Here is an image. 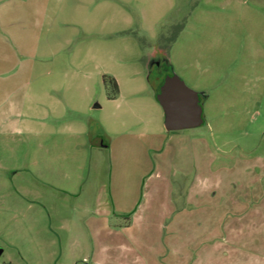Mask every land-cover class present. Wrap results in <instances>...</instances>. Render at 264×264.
Instances as JSON below:
<instances>
[{
    "label": "rangeland",
    "instance_id": "obj_1",
    "mask_svg": "<svg viewBox=\"0 0 264 264\" xmlns=\"http://www.w3.org/2000/svg\"><path fill=\"white\" fill-rule=\"evenodd\" d=\"M12 18L30 56L4 76L0 264H264V0H30ZM154 75L203 95L204 124L168 131ZM37 85L70 89L69 119L113 146L40 150L18 103Z\"/></svg>",
    "mask_w": 264,
    "mask_h": 264
},
{
    "label": "crops",
    "instance_id": "obj_2",
    "mask_svg": "<svg viewBox=\"0 0 264 264\" xmlns=\"http://www.w3.org/2000/svg\"><path fill=\"white\" fill-rule=\"evenodd\" d=\"M28 4H30V0H0V47L2 46L3 48V52L0 54V62L4 64H6V62L9 63L14 62L13 65H10V68L0 67V81H1L0 82V119L1 120L3 119L4 122L10 120V118L12 117V112H11L12 92L8 91L9 88L6 86V79L4 78L7 76L6 74L12 72L13 69L22 61L28 60V56H30V54H27L26 49L24 50V46H25L24 44L17 43L20 44V52H19L17 50V47L15 48V45H13L12 43L11 36L15 37L17 30L21 32L28 31V28L27 30L24 28H20L19 20H13L12 15L16 13V10L18 8L25 7ZM12 29L15 31L14 32L8 31ZM32 48L33 50L37 51L36 48L34 47ZM20 56H23L24 59L21 58ZM19 74H22L21 70L19 71ZM65 74L68 75V72L65 71ZM112 77L116 79L120 88L119 95H121L122 83L116 75ZM163 78H166V75ZM163 78L160 77L156 78V76L154 75L152 79L153 80L152 83L155 84L161 83ZM27 84H29V82ZM135 91L137 90L134 89L133 92ZM154 94H155V100L158 101L157 93L155 89H154ZM118 97L115 100H117ZM18 103L20 109L19 115L20 117H23L24 123L28 125L29 122L30 123L33 122V120L31 119L32 115L34 114L32 112L33 111L32 107L33 106L36 107L35 116L33 117V119H35V125L37 126L36 134H37V138H40L38 139L39 147L41 148L40 150L42 151L44 150L46 151V153L50 152V150L47 149L46 147L49 145L58 147L57 152L66 154L70 152L74 153L76 151L84 152L88 150L89 147L111 148L115 142L114 138L104 136L102 135V133H100V131H98L97 134L95 135L94 134L89 135V128L85 123V121H83L82 119H80L79 121H77L76 118H73L71 120L69 119L68 117L69 114L70 116L72 115L74 116V115L83 114L84 112L81 109L77 110L74 97L71 94L70 89L66 87L55 86V85L51 87H45L42 85L39 86L37 85L36 90L32 94L30 93V90L22 93L20 91V99ZM29 104H31L30 107ZM153 105L157 108L155 103H153ZM82 106L84 108L86 106V103L85 104L83 103ZM92 108H93L92 106H89V110H91ZM71 111H73L74 113H71ZM164 120H165V114H164ZM55 133H57V135L58 134H62V135L56 136ZM99 141H102L103 145H97L99 144ZM131 171L133 172V170ZM126 186L133 187V185L130 182H127ZM165 187L169 189L171 192V189L173 187L172 182L170 180H167V182H165ZM103 189L105 190V188ZM106 191H107V187H106ZM111 197L114 200L112 195ZM124 198H125L124 201L128 199L131 200L129 193L128 196ZM131 198L134 200V194L131 196ZM102 203L104 202L101 201L99 202L100 207H98L95 210L94 214L97 216L103 213L104 216L106 215L109 216V214L112 211H109L107 207L101 210ZM105 205L106 203L104 204V206ZM116 206L118 205L116 202H114L115 210L117 209L118 211V208ZM88 228L91 233L93 232L95 233V234L93 233L94 237L95 235L99 236L102 230V227H100V225L96 226V224L94 223L91 227ZM129 228L131 227L130 226L124 227L123 229H129ZM197 263L192 262L191 264H197ZM96 264H102V263H96Z\"/></svg>",
    "mask_w": 264,
    "mask_h": 264
},
{
    "label": "water",
    "instance_id": "obj_3",
    "mask_svg": "<svg viewBox=\"0 0 264 264\" xmlns=\"http://www.w3.org/2000/svg\"><path fill=\"white\" fill-rule=\"evenodd\" d=\"M204 96L189 88L178 76H166L157 100L165 114L168 131L192 129L204 124ZM103 145L102 141L99 144Z\"/></svg>",
    "mask_w": 264,
    "mask_h": 264
},
{
    "label": "trees",
    "instance_id": "obj_4",
    "mask_svg": "<svg viewBox=\"0 0 264 264\" xmlns=\"http://www.w3.org/2000/svg\"><path fill=\"white\" fill-rule=\"evenodd\" d=\"M164 80H165V78H163L161 83H157V84L153 83L157 94L160 92V88L163 85ZM151 81H153V80H151ZM104 84H105V87L108 91V98L110 100H115L120 94V88H119V85H118L116 79L110 75H106V76H104ZM202 99L204 100V98H202ZM127 219H128V221L130 220V218L128 216H127Z\"/></svg>",
    "mask_w": 264,
    "mask_h": 264
}]
</instances>
